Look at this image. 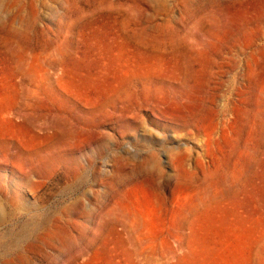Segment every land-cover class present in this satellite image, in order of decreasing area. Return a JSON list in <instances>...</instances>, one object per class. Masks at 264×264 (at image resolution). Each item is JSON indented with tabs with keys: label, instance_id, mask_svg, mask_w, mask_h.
<instances>
[{
	"label": "rangeland",
	"instance_id": "1",
	"mask_svg": "<svg viewBox=\"0 0 264 264\" xmlns=\"http://www.w3.org/2000/svg\"><path fill=\"white\" fill-rule=\"evenodd\" d=\"M0 264H264V0H0Z\"/></svg>",
	"mask_w": 264,
	"mask_h": 264
}]
</instances>
